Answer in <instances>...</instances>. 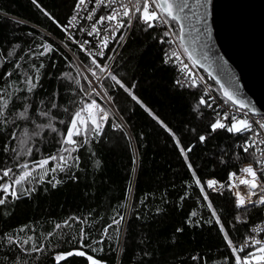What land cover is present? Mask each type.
<instances>
[{"label":"trees","instance_id":"1","mask_svg":"<svg viewBox=\"0 0 264 264\" xmlns=\"http://www.w3.org/2000/svg\"><path fill=\"white\" fill-rule=\"evenodd\" d=\"M77 1L37 0V7L32 0H0V90L11 96L4 117L7 123L0 122V176L11 168L14 179L21 174L20 165L27 162L32 167L34 162L57 157L45 165L49 171L43 179L42 170L35 169L33 178L19 186L20 198L9 196L0 205V264H56L58 253L75 250L85 251L100 264H233L220 225L194 183L193 171L202 184L210 177L225 183L231 171H240L247 161L255 162L254 149L243 151L247 132L211 131L217 109L198 82L197 86H190L191 81L176 83L175 66L165 62L168 43L161 42V37L167 41L162 25L145 31L146 25L137 19L117 56L114 42L103 58L96 57L99 63H108L129 88L135 85L132 91L142 103L104 77L103 86L121 118L111 113L101 134L89 133L87 143L83 136L75 137L80 146L71 157H78L77 161L60 151L81 101L91 102L85 95L90 86L68 48L85 66L91 67L90 58L65 33ZM170 23L179 29L176 21ZM43 45H51L52 50L40 55ZM29 76L35 84L31 92L26 84ZM201 97L207 105L199 104ZM25 105L28 119L17 118ZM39 111H50L51 121ZM49 122L56 131L45 128L21 144L25 128L31 134L36 124ZM201 135L207 137L204 142L199 140ZM26 148H31V155L23 154ZM61 155L71 166L50 171L61 163ZM55 181L60 183L53 187ZM5 182L11 181L0 179V184ZM205 192L234 243L242 242L250 226L264 218V205L238 209L226 185L217 192L205 186ZM237 216L246 223L237 222ZM114 218L120 222L113 223ZM81 229L86 236L82 243L89 248L80 247ZM29 237L28 244L17 246ZM33 246L41 250L32 251ZM60 264L90 261L73 255Z\"/></svg>","mask_w":264,"mask_h":264},{"label":"snow or ice","instance_id":"2","mask_svg":"<svg viewBox=\"0 0 264 264\" xmlns=\"http://www.w3.org/2000/svg\"><path fill=\"white\" fill-rule=\"evenodd\" d=\"M34 4H36L37 7H40V5L37 3V0H32ZM86 0H78V3L76 5V8L79 10L83 8L85 5ZM119 4V7H114V5ZM96 5H103L104 7L110 8L111 12L106 16H100L98 20H96L92 25L91 29L88 31L89 36H97L99 37V44L102 46L100 47L99 52H93L89 49L85 48V45L89 43V41H75L79 45V48L81 51L85 52L86 55L90 58V64L91 67L86 66V71H88L92 77L95 78L97 82H99L103 77L110 79L114 81V86H118L119 88L126 91L133 100H135L137 103H142L138 97L135 96V94L132 91V88L135 87V85L132 86V88H129L127 85H125L120 79L117 78L115 74L112 73L110 70V66L108 63H99L96 59L97 56H100L101 58L104 57V48L108 47V44L110 40L116 39V32H118L121 28L124 27H131L132 20L138 18L140 22H142L145 27V31H147L150 28L156 27L157 24L159 25H167L168 31H165L163 33V36H172L176 35L171 30V21H179L180 17L178 15L174 14V9H177L179 12H183L185 8L189 7L188 0H127V3L124 2V0H96ZM41 11H44L41 9ZM137 13H139V16L137 17ZM45 15H49L47 12L44 13ZM79 15V12L77 13ZM94 13L90 12L87 16L88 20H93ZM127 19V25H125L123 18ZM51 18V17H50ZM76 16H73L71 20L69 21V26H74L73 21L76 20ZM55 22V21H54ZM105 22H115L111 28V35H107L109 32L108 27L103 28V32L106 33V35L101 36V29L97 28V24L104 25ZM65 31H67V27H65ZM181 33L184 31V25H181L180 28ZM69 39H72V36L69 35ZM181 40V47H183L182 40L183 37H180ZM125 41V35L121 34L119 37V40L117 43L121 44ZM161 42H167L169 44H172L174 41L168 40L164 41L163 37H161ZM44 51L39 53L40 55H44L46 52H49L52 50L51 45H43ZM114 51V50H113ZM184 53H188V49H183ZM166 61H172L173 57H175L176 62H179L182 65V72L184 73V76L186 79L191 80L190 86H197L196 80L192 78L191 76V70L189 69L187 64H184L183 61L180 59V54L175 51L171 50L168 52H165ZM189 59H191V56L189 54ZM109 60L112 59L111 56L108 57ZM195 63V61L193 62ZM17 67H20L19 63L16 65ZM43 65H41L42 67ZM79 71V69H78ZM99 73V75H98ZM7 75H11V73H8ZM64 76L68 78H72L70 73L63 74ZM85 80H87L91 91L86 92V96H91L92 93H95L97 96L100 95L99 92L96 91L95 87H92L93 81L89 80L87 76L84 77ZM75 83L77 85L80 84V81L77 79L75 80ZM176 83L179 85L181 84L180 80H177ZM219 83V81H217ZM27 84V91L31 92L33 88L35 87V84L33 83L32 77H27L26 80ZM97 87H102L99 83L97 84ZM223 88V86H221ZM80 90L84 92L83 87L81 86ZM223 94L226 97L228 101H230L233 105H236L239 103L233 96L231 92H229L227 89H223ZM11 102V96L4 92L3 90H0V122L7 123V121L4 119L7 109L9 108V104ZM82 106L78 108V110L75 111L73 118L71 120L70 126L67 129L66 135H64V138L62 140V148L61 152L68 153V156L71 157V153L76 151L78 147L80 146V141L74 139V137L83 136L84 142H88V135L89 133H94L96 136H99L102 132V124L108 119L109 112L105 110L101 105L97 104L95 100H92L90 103H86L84 101H81ZM200 105H207V101L201 97L199 100ZM143 106V105H142ZM241 108L244 107V105L241 103L239 105ZM53 107H55V104H53ZM28 105L24 106V109L22 111H19L16 116L19 119L27 120L28 119ZM147 110V109H146ZM150 114H152L150 112ZM39 115L42 117H48L51 121L50 117V111H39ZM153 118L157 119L159 123L167 131H169L170 134L175 136L174 133H171V129H168L166 125L163 124L162 121H159L158 117H155L154 114ZM228 114L224 113L223 116H221L219 113H217V118L214 122L210 124V128L212 132L217 131L218 129H224L229 133H252L251 136L248 137V139L245 140L244 144L242 145L243 151L245 153L249 152V149H254L252 155L255 160V164L258 167H254L253 164H249L243 168L240 169V172L242 175H237V173L233 172L230 173V180L234 181L233 183H230L228 185L229 190H233V195L236 197L235 206L238 209H244L247 210L248 205H264V180L261 179L260 175H258V172L261 174H264V148H261L260 145L264 144V139H260L261 132H264V121H256L255 123L258 125V128L253 127V122H250L247 119H238L236 116L231 117V123L226 124L224 121L228 120ZM63 123V121H61ZM113 127H119V125H113ZM45 128H49L52 131H56L55 127L49 122L48 124H36L35 130L29 134L27 128L23 131V136L26 139H21V144H27L28 139H31L33 136H39L41 134V131ZM12 139H17V135L15 132L12 133ZM207 139L206 136L201 135L199 137L200 142H204ZM177 146L179 147V141L177 140ZM63 145L71 146L64 147ZM191 147L187 149V151H191ZM15 151V149H14ZM180 151L182 154L185 155V160L187 161V154L185 152L184 148H180ZM259 152V156L256 155V153ZM21 153H18V155ZM23 154L25 155H31V148H26L23 150ZM73 161H77L78 157H71ZM56 156L48 157L46 159L34 162L32 167H29V164L26 162L23 165H20L21 174L17 178H12L10 174H12V169L7 168L2 171V176H0V179H3L5 177H8L10 179L9 182H5L3 184H0V192L3 193V196H0V205H4L8 199L9 196L12 197L13 200L19 199L18 195V189L16 186L22 185L24 182L28 181L30 178H33V171L35 169L39 168L41 169L40 178L43 179L45 175H47L49 169L45 168V165L48 164L49 160H56ZM59 160L61 163L57 165L56 168L50 169L52 172H56L57 170L63 171L65 168L70 167L71 165L68 164V160L63 156H59ZM188 167L191 169V164L188 165ZM193 178L194 183L200 187V191L203 194V198L205 201H208V208L211 210L212 217L215 219V223L217 225H220V231L224 234V240L228 246V248L231 250V255L233 257V264H264V238H258L260 233H264V226H257L252 229V232L254 234L252 235H246L243 239L242 243H234L233 239L229 236L228 232L225 230L223 224H221L219 216H217L216 210L213 208L211 201L208 200V193L205 192V186L209 189H212L214 191H219L220 189L224 188L225 185L220 184L218 181L212 179L207 180L203 184L201 183V180L199 177L196 176L195 172L193 171ZM50 183L52 181H49ZM60 183V181H55L53 183V187L56 186V184ZM239 185H243L245 188V192L242 194L241 191H239ZM259 190V192L257 191ZM23 192L30 193L31 189H22ZM258 196V199L253 200L252 197ZM191 215L194 217L197 215V213L194 211L191 213ZM237 222H244L242 221L240 216L236 217ZM120 220H123V217H120ZM120 221L117 219H113V223L118 224ZM211 222V221H209ZM67 223V222H65ZM61 226L58 224L56 225V228H60ZM111 227V226H109ZM20 231H24L22 228ZM179 231V230H178ZM105 233H107V230H105ZM51 235V233H49ZM86 238L83 229H81V249L89 248L90 245L83 244L82 241ZM9 242L11 244H16V241L9 237ZM32 238L29 237L26 240H23L18 244L17 246H22L23 244H28L29 241ZM40 248H36L33 246L32 251H40ZM92 251H97V249L93 248ZM86 256L87 260L90 261V264H100V262L93 258L91 255H87L85 251L83 250H75L74 252H68V253H58L55 256L56 264H60V261L65 260L67 257L70 256Z\"/></svg>","mask_w":264,"mask_h":264},{"label":"water","instance_id":"3","mask_svg":"<svg viewBox=\"0 0 264 264\" xmlns=\"http://www.w3.org/2000/svg\"><path fill=\"white\" fill-rule=\"evenodd\" d=\"M180 17L182 43L223 94L264 115V0H188ZM223 86V88L221 87ZM224 95V94H223ZM240 107V106H239Z\"/></svg>","mask_w":264,"mask_h":264},{"label":"built area","instance_id":"4","mask_svg":"<svg viewBox=\"0 0 264 264\" xmlns=\"http://www.w3.org/2000/svg\"><path fill=\"white\" fill-rule=\"evenodd\" d=\"M125 3H127V0H124ZM78 3V1H77ZM76 3V5H77ZM75 7L72 10V13L70 14L69 18H68V23L66 25L67 27V31H65L66 33V39L71 41L79 50V45L77 43H75V41H89L88 44L85 45L86 49H89L90 51L93 52H99L100 47H102L99 44V37L93 35V36H89L87 33L88 31L91 29V25L99 19L100 16H106L111 12L110 8L104 7L103 5H96V0H86L85 5L83 6V8L81 9H77ZM114 7H119V4L114 5ZM79 12V15H77V13ZM92 12L94 13L93 15V20H88L87 16L88 14ZM137 17L139 16V13L136 14ZM73 16H76V20L73 21V25L74 26H69V21L71 20V18ZM127 19L128 18H123L125 25H127ZM136 19L132 20V25L131 27H124L121 28L118 32H116V39L115 40H110L108 47L104 48V55H106V53L108 52L109 46L110 44L116 42L117 44V54L119 53V51L122 49V47L124 46V44L126 43L135 23H136ZM115 22L109 23V22H105L104 25H100L97 24V28L101 29V36L106 35V33L103 32V28L104 27H108L109 28V32L107 33V35H111V28L113 26ZM171 30L173 33H175L176 35H172V36H166L167 41L168 40H172L174 41L172 44L168 43V51L171 50H175L180 54V59L183 61L184 64H187L189 69L191 70V76L193 79L196 80V82H198L199 84H201V86L203 87V89L205 90V93L211 103V106H214L217 109V113H219L221 116H223L224 113L228 114L229 119L231 120L232 116H236L238 119H247L250 122H253V127L254 128H258V125L255 123L256 121H264V115H260V114H255L252 113L244 108H241L237 105H233L230 101H228L226 99V97L222 94L218 84L212 79V77L210 76V74L208 72H206L205 70H203L202 68H200L196 63H193L194 60L191 58L189 59V53H184L183 49L185 48L184 45L183 47H181V40H180V29H178L177 27L173 26L171 23ZM165 29V31H168V26L167 25H162ZM178 29V32H177ZM123 34L125 35V41L121 44L117 43V41L119 40L120 35ZM69 35L72 36V39H69ZM183 44V43H182ZM68 50L70 51V53L73 55V57L77 60V62L81 65V67H83V74L84 76H87L89 80L93 81L92 87H95L94 83H95V78L91 76V74L86 71V66L84 64H82V62L79 60V58L75 55V53L72 52V50L70 48H68ZM83 52V51H82ZM83 54L86 55L85 52H83ZM98 57V56H97ZM115 58V57H114ZM167 59V58H166ZM113 62V61H112ZM172 65L175 66L176 71H177V79L181 81V84H186L191 80H188L185 78L184 73L182 72V65L179 62H176L175 57H173L172 61H169ZM110 66V65H109ZM103 76L101 78V80L99 82H97V84L99 83L100 85L103 84ZM96 84V83H95ZM89 91H91V89H89ZM88 91V92H89ZM217 118V116H216ZM228 119V120H229ZM227 121V120H226ZM224 121V122H226ZM248 133V132H247ZM252 133H248V136H251ZM260 139H264V132H261V136ZM261 148H264V144L260 145ZM249 164H253L254 167H258L254 161H247L244 163L243 167L249 165ZM242 167V168H243ZM237 173V175H242V173L240 171H231L230 173ZM230 173L228 174V178L226 180V182H222L219 181L218 179L214 178V177H210L207 180H216L218 181L220 184L226 185L228 187V185L230 183L235 182L234 178L233 180H230ZM258 175H260L261 179L264 180V174H261L258 172ZM221 190V189H220ZM210 191H214L212 189H210ZM233 192V190H231ZM239 191H241V193L243 194L246 190L244 188L243 185H239ZM259 192V190H257ZM217 192V191H214ZM253 200L258 199V196H254L252 197ZM251 205V204H250ZM248 205V206H250ZM264 226V218L261 220H257L255 221L249 229V232L247 235H252L254 234L252 232V229L257 227V226ZM258 238H264V233H260V235L258 236ZM243 242V241H242ZM240 242V243H242Z\"/></svg>","mask_w":264,"mask_h":264},{"label":"rangeland","instance_id":"5","mask_svg":"<svg viewBox=\"0 0 264 264\" xmlns=\"http://www.w3.org/2000/svg\"><path fill=\"white\" fill-rule=\"evenodd\" d=\"M80 65V64H79ZM81 67V65H80ZM83 69V67H81V70ZM83 73V70H82ZM96 83V84H95ZM94 85L96 88V91L100 93L99 96H97L95 93H92L91 96H89L90 101L95 100L97 102V104L101 105V107H103L105 110H107L109 112V115H111V113H114L115 115H117L119 118L120 115L118 113V111L116 110L114 104L112 103V101L110 100V97L108 96V93L106 92L105 87L102 84V87H97V81H95ZM91 89V88H89ZM109 117V116H108ZM122 120V119H121ZM106 122V121H105ZM105 122L102 124L104 125ZM75 139V137H74ZM31 168V167H30ZM38 169V168H37ZM34 173V171H33ZM24 183L22 185H20L21 187H23ZM17 189L19 190V186H16Z\"/></svg>","mask_w":264,"mask_h":264}]
</instances>
